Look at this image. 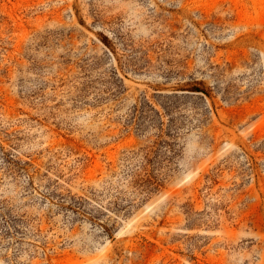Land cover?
Masks as SVG:
<instances>
[{"label": "rangeland", "instance_id": "rangeland-1", "mask_svg": "<svg viewBox=\"0 0 264 264\" xmlns=\"http://www.w3.org/2000/svg\"><path fill=\"white\" fill-rule=\"evenodd\" d=\"M0 264H264V0H0Z\"/></svg>", "mask_w": 264, "mask_h": 264}, {"label": "trees", "instance_id": "trees-1", "mask_svg": "<svg viewBox=\"0 0 264 264\" xmlns=\"http://www.w3.org/2000/svg\"><path fill=\"white\" fill-rule=\"evenodd\" d=\"M189 87L186 90L191 91L192 94L202 95L200 97H211V89L205 85V83L198 79H192L191 82H188ZM173 107L169 106V112L172 111ZM207 109V108H205ZM200 122H204L205 119H199ZM172 148V146H171ZM170 151L174 152L175 149H171ZM153 153L155 156L158 154V149L150 150L145 156L144 161H146V165L143 166V170L145 173L142 175L141 173H134L132 179L130 180V186L132 187L131 195L136 194L135 197L127 196L126 193L117 196V199L113 201L114 209L117 212H124L125 214H129L131 209L135 207L136 200L140 198V201L143 203L147 198L157 193L161 187H163L161 174L162 168L167 166L164 165L162 161H154L155 159H151L149 155ZM244 157H249L250 153L244 149L243 151ZM171 157H167V163L170 162ZM147 165H153V168L148 169ZM211 180L215 181V175L207 176ZM143 195V197H142ZM141 196V197H140ZM63 200H66L64 197H61ZM85 200L77 199L75 197L70 198V204L66 205V208H71L73 211H77L79 213L86 212V210L82 207L84 205ZM62 205V204H61ZM63 206V205H62ZM95 218V217H94ZM14 219V218H13ZM10 222L7 220V225ZM107 230V229H106Z\"/></svg>", "mask_w": 264, "mask_h": 264}]
</instances>
